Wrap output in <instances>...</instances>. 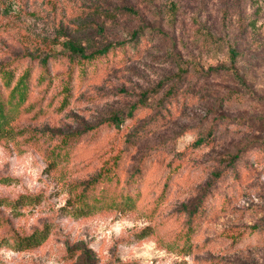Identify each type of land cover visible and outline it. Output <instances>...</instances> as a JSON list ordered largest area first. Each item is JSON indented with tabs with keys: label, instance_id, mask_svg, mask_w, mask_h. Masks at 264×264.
<instances>
[{
	"label": "rangeland",
	"instance_id": "rangeland-1",
	"mask_svg": "<svg viewBox=\"0 0 264 264\" xmlns=\"http://www.w3.org/2000/svg\"><path fill=\"white\" fill-rule=\"evenodd\" d=\"M135 32L145 36L140 51L75 88L62 108L63 84L76 68L64 58L73 56L66 43L90 54ZM231 47L246 87L211 73L231 66ZM41 54L56 59L52 84L42 87L54 110L14 107L0 129V248L15 250L12 264H264V242L232 248L222 238L264 229V0H0V66L23 58L26 68ZM172 89L179 103L171 106L164 98ZM146 93L121 138L126 173L141 162L160 175L171 169L178 175L171 191L82 204L78 188L96 172L84 150L90 128ZM52 132L81 143L60 159L50 154ZM205 197L217 208L195 242L219 245L199 251L175 232L185 207Z\"/></svg>",
	"mask_w": 264,
	"mask_h": 264
},
{
	"label": "trees",
	"instance_id": "trees-1",
	"mask_svg": "<svg viewBox=\"0 0 264 264\" xmlns=\"http://www.w3.org/2000/svg\"><path fill=\"white\" fill-rule=\"evenodd\" d=\"M144 38L145 36L141 32H135L128 42L109 45L90 54L74 42L66 43V47L72 51L73 56L64 58H70L75 62L76 68L71 73L68 82L63 84L62 93L65 94V98L62 101V108L68 107L74 96L75 88H80L104 70H110L126 63L132 57L133 52L138 53L141 41ZM40 57L39 63L35 59L33 65L26 68L23 66L26 60L23 58H16L14 63L0 66V129L8 122L10 109L14 107L26 108L29 113H36V115L43 110L46 112L54 110V104L47 103V95L43 92L42 87L47 84L48 89L52 84L53 80L50 77V72L56 59L44 54H41ZM229 57L231 58L229 68L226 66L212 68L211 73H229L241 86L246 87L244 77L236 68L237 60L240 57L236 47L230 48ZM36 70L42 73L41 77H35ZM187 73L186 71L181 72L180 78ZM149 96V93L144 94L141 96L140 101L131 106L129 110L113 115L96 128H90L89 131L93 132L94 137L84 147V150L88 149L87 159L91 165L95 164L96 172L91 179L78 188V200L82 204H89V201L99 203L108 200L113 203H127L135 199L139 201L143 199L144 194H149L152 191H162L161 197L164 198L171 191V183H174L178 178L173 170L166 169L160 175L159 171L155 173V169L150 162H141L136 170L129 175L126 173L128 152L124 151L123 148L120 149L121 138L131 119L142 107L147 105ZM165 99L168 100L171 106L173 103L178 104L179 97L176 89L170 90L164 101ZM149 127H151V124ZM84 133L86 132L81 134ZM78 136H66L52 132L50 141L54 146L50 148V154L60 159L63 156L72 155L76 146L81 143V138ZM94 143L97 145L95 151L92 150L91 152ZM250 147L245 149L243 153L237 154L236 157L234 156L232 161L236 162L232 164L233 169L236 168L237 161L250 151ZM258 147L264 153V143H260ZM256 159L257 157L251 158V161L256 162ZM224 173H219L217 179L222 178ZM235 175H238V170H235ZM157 177H159V180ZM216 208L217 205L207 201V197L191 208L185 207L182 214L183 220L179 223L178 231L175 232L176 236L192 246L197 245L195 239L203 230L206 217ZM224 237L232 248H240L248 244L263 243L264 229L253 227L250 232L226 231L222 234L223 239H225ZM218 245V240H210L202 245H197V249L206 251Z\"/></svg>",
	"mask_w": 264,
	"mask_h": 264
},
{
	"label": "clouds",
	"instance_id": "clouds-1",
	"mask_svg": "<svg viewBox=\"0 0 264 264\" xmlns=\"http://www.w3.org/2000/svg\"><path fill=\"white\" fill-rule=\"evenodd\" d=\"M16 255L13 248H0V264H12L13 257ZM189 264H191L190 260Z\"/></svg>",
	"mask_w": 264,
	"mask_h": 264
}]
</instances>
